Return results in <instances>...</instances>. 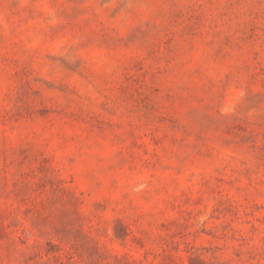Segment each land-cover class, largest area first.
<instances>
[{"label":"rangeland","instance_id":"374dc122","mask_svg":"<svg viewBox=\"0 0 264 264\" xmlns=\"http://www.w3.org/2000/svg\"><path fill=\"white\" fill-rule=\"evenodd\" d=\"M0 264H264V0H0Z\"/></svg>","mask_w":264,"mask_h":264}]
</instances>
